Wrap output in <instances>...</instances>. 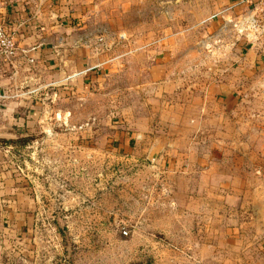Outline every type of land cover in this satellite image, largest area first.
Segmentation results:
<instances>
[{"label": "rangeland", "instance_id": "374dc122", "mask_svg": "<svg viewBox=\"0 0 264 264\" xmlns=\"http://www.w3.org/2000/svg\"><path fill=\"white\" fill-rule=\"evenodd\" d=\"M224 1L52 0L85 59L52 45V102L32 67L0 93L29 104L0 140V264H254L264 27Z\"/></svg>", "mask_w": 264, "mask_h": 264}, {"label": "crops", "instance_id": "0c3cea01", "mask_svg": "<svg viewBox=\"0 0 264 264\" xmlns=\"http://www.w3.org/2000/svg\"><path fill=\"white\" fill-rule=\"evenodd\" d=\"M254 1L256 0H225L224 2L228 3V5L219 9V12L231 10L230 14L233 13L232 17L236 16L235 18H237L239 17L238 13L250 12L257 5L256 2L252 3ZM60 9L52 5V0H0V20L17 21L21 25L16 38L17 47L15 56L9 62L0 61V93L7 94L11 91L18 93L19 88H21L18 76L20 71L32 67L33 71H30L26 75L34 81L41 79L43 83H39L36 87L29 89L28 92H35L40 90V88H48L44 94H48L49 101L52 102V95L56 97L59 91L57 88L52 87V45H63L59 46L61 48L66 47L67 53L65 56L68 55L67 59L65 58L66 61L63 60L64 58L61 53L58 58V61H64L63 65L67 62H73L75 57L80 58L81 55L79 50L76 51V49L71 48L72 39L67 40L69 44L66 46L65 39L67 37L61 33L63 24L60 19ZM215 22L219 23V21ZM257 45L259 46L260 44ZM53 47L57 53L60 52L56 50L59 47ZM71 57L74 58L71 59ZM259 58L264 60V49L257 55V59ZM84 59L80 58L79 60ZM76 63L79 62L77 61ZM58 71L63 72L64 70L54 69V74L58 73ZM84 71H81V73H84ZM4 75H7L9 80ZM66 75H69V73ZM10 77H14V79L10 80ZM6 84H8L7 87ZM2 94H0V140L15 136L14 132L9 130L7 125L15 122L13 118L14 114H20L29 105L25 104V97L20 99V97L14 98L8 95L5 99H2L5 96ZM0 150L5 151L1 147ZM5 186L2 189V183L0 182V216L6 214L7 206L11 203L12 199L9 195L4 194ZM260 243L259 248L261 251L256 256L254 264L255 262L257 264H264V237Z\"/></svg>", "mask_w": 264, "mask_h": 264}, {"label": "built area", "instance_id": "2783aa9c", "mask_svg": "<svg viewBox=\"0 0 264 264\" xmlns=\"http://www.w3.org/2000/svg\"><path fill=\"white\" fill-rule=\"evenodd\" d=\"M250 12L239 16L236 21L237 32L242 33L246 38L251 37V30H258L264 25L260 24V19H264V0H258ZM259 17V18H258ZM235 25V24H234ZM235 25V26H236ZM21 25L17 21L9 22L0 20V58L4 61H11L16 53V38Z\"/></svg>", "mask_w": 264, "mask_h": 264}]
</instances>
